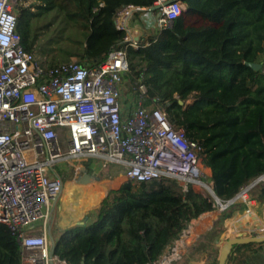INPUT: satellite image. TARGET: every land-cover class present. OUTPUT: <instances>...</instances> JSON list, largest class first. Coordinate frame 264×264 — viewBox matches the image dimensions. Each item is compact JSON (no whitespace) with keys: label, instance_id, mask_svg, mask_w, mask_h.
Returning a JSON list of instances; mask_svg holds the SVG:
<instances>
[{"label":"trees","instance_id":"trees-1","mask_svg":"<svg viewBox=\"0 0 264 264\" xmlns=\"http://www.w3.org/2000/svg\"><path fill=\"white\" fill-rule=\"evenodd\" d=\"M157 1L20 0L17 31L25 51L39 57L55 53L47 64L36 57L45 68L73 57L97 66L124 35L114 28L116 13ZM183 1L188 10L171 28L148 36L139 51H128L125 79L136 98L146 89L144 107L160 105L197 145L216 196L228 201L264 174V0ZM248 63L262 67L254 70ZM256 198L263 202L264 191ZM236 205L224 211L225 218L235 215ZM214 210L210 195L184 192L176 180L128 181L109 190L82 225L62 231L52 252L66 264H157L193 221ZM201 239L174 264L204 255L214 264L217 232ZM0 264H22L17 236L3 224ZM227 264H264V243L234 246Z\"/></svg>","mask_w":264,"mask_h":264},{"label":"built area","instance_id":"built-area-1","mask_svg":"<svg viewBox=\"0 0 264 264\" xmlns=\"http://www.w3.org/2000/svg\"><path fill=\"white\" fill-rule=\"evenodd\" d=\"M18 2L0 0V224L16 234L22 264H66L53 254L46 232L37 234L34 227L47 220L62 192L58 170L86 159L122 167L125 182L176 180L184 192L210 195L219 212L241 201L246 208L230 220L232 236L264 237V205L251 197L264 187V174L243 186L235 199L223 201L214 192L210 169L197 157V145L185 139L162 108L144 107V87L131 112L124 109L128 51L148 45L130 26L143 20L158 35L187 12L183 0H159L157 11L123 6L113 24L124 35L103 63L70 61L51 68L23 48ZM190 236L188 228L169 256L181 259L179 247L186 249Z\"/></svg>","mask_w":264,"mask_h":264},{"label":"rangeland","instance_id":"rangeland-1","mask_svg":"<svg viewBox=\"0 0 264 264\" xmlns=\"http://www.w3.org/2000/svg\"><path fill=\"white\" fill-rule=\"evenodd\" d=\"M48 21L46 20L45 23ZM55 27L56 26H53L50 34L53 32ZM48 37L49 36L45 38L47 39ZM54 54V52L52 54L49 53L46 57H39L36 54L35 55L42 63L45 62V64H47V60L53 57ZM262 60H264V54L260 56V61ZM70 61L79 62L76 57L71 58ZM65 62L66 61H62L61 63ZM124 101L127 105L126 110L128 111L135 106L137 101L134 93L130 91V85L127 83V81L123 86V102ZM159 107L161 108L160 105ZM69 165V169L65 172L63 170H58V175L63 183L62 192L60 196L54 202H52L47 220L37 223L34 227V232L37 234L46 232L49 243L52 245V247L61 236L62 231L79 226L85 221V215L100 205L101 201L106 197L104 196L106 194L105 190H109L111 187H117L119 184L125 183V181L121 183L122 180H124V178L121 177L124 173V169L117 165L106 164L91 159L71 162ZM259 189L260 187L256 188L252 192L253 194L251 197L255 199L258 204L264 205V198L263 202H259L256 198L260 192ZM234 204H238L240 206H234V211H236L234 212L235 215L232 218H225L224 211L219 212L216 209L214 210L218 213L217 218H215L218 219V222L216 223L218 227L213 228L211 231L217 232V236L219 237V243H217L214 248V264H219V256L225 243L230 239L236 238L234 236L231 238L228 237V235L231 236L230 233L235 235L233 233V223L230 222V220H233V218L236 217L237 214L243 211L246 207L241 201H238ZM211 231H205L202 233V235ZM202 235L196 239L194 244H197L200 240H202ZM174 248L176 247L173 246L170 249L167 256L173 253ZM179 250L178 251L180 252L179 254L181 255V258L187 255V248L182 250L181 247H179ZM207 259V255H204L201 258V260H203L201 264H207ZM180 260L181 259H176L174 257L172 260L170 259L168 261L161 260L157 264H174Z\"/></svg>","mask_w":264,"mask_h":264},{"label":"crops","instance_id":"crops-1","mask_svg":"<svg viewBox=\"0 0 264 264\" xmlns=\"http://www.w3.org/2000/svg\"><path fill=\"white\" fill-rule=\"evenodd\" d=\"M130 30L133 31L135 36L139 37L140 39H146L148 36H153L156 33V28L155 29L154 28H150L149 25L147 23H145V21H143V20L142 21H136V22L132 23V25L130 26ZM123 105H124V109L126 110L127 109V105L125 104V101L123 102ZM132 109L133 108H131L129 111L128 110H126V111L130 113ZM70 163H68L67 166L62 167L59 170H63L65 172L66 170L69 169V167H70L69 164ZM75 165H77V164H75ZM121 177H123V176H121ZM124 181H125V179L122 180L121 183H123ZM121 186H122V184H119L117 187H111L109 190H118ZM109 190H105L106 194L104 196L107 195ZM259 190L260 191H264V187H261ZM214 214H216V217L214 216ZM217 214H218L217 212L212 211V212H209V213H206V214L202 215L197 220L193 221L192 225L189 227V230H191V236L187 239V243H188L187 249L189 247H191V245L194 244L196 239L199 236H201L203 232L211 231L213 228H217L218 227L216 225V223L218 222V219H215V218H217ZM82 224L83 223H81L80 225H82ZM197 232H199V233H197ZM230 235L231 236L228 235L229 238L232 237V234H230ZM170 259L172 260V257L171 256H167V257H165L163 259V261H168ZM201 262H203V260L198 261V262H192L191 264H201Z\"/></svg>","mask_w":264,"mask_h":264},{"label":"water","instance_id":"water-1","mask_svg":"<svg viewBox=\"0 0 264 264\" xmlns=\"http://www.w3.org/2000/svg\"><path fill=\"white\" fill-rule=\"evenodd\" d=\"M161 8L160 5H156L152 7L153 11H157ZM248 66L253 68L254 70H259L262 65L261 64H252L248 63ZM182 104V102H181ZM235 199V198H234ZM234 201V200H233ZM253 243H264V237H256V238H235L228 240L219 256V264H227L228 257L231 253V250L236 245H246V244H253Z\"/></svg>","mask_w":264,"mask_h":264},{"label":"bare ground","instance_id":"bare-ground-1","mask_svg":"<svg viewBox=\"0 0 264 264\" xmlns=\"http://www.w3.org/2000/svg\"><path fill=\"white\" fill-rule=\"evenodd\" d=\"M84 193V192H83ZM91 194V193H90ZM83 195V194H82ZM214 216H216V214H214ZM199 224V223H198ZM200 228V227H199ZM198 229V228H197ZM201 230V229H200ZM197 233H199V232H197Z\"/></svg>","mask_w":264,"mask_h":264}]
</instances>
